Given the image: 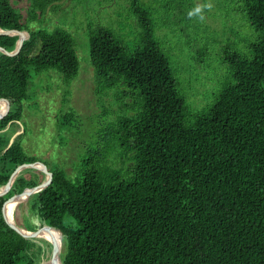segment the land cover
Returning a JSON list of instances; mask_svg holds the SVG:
<instances>
[{"label":"trees","instance_id":"obj_1","mask_svg":"<svg viewBox=\"0 0 264 264\" xmlns=\"http://www.w3.org/2000/svg\"><path fill=\"white\" fill-rule=\"evenodd\" d=\"M28 2L24 14L0 0V28L29 35L15 55L0 51V99L9 105L0 119V188L19 165L40 162L23 147L27 132L16 129L29 81L52 70L69 85L79 69L66 29L22 21L23 14L35 22L54 0ZM232 3L249 40L228 53V85L199 110L182 95L138 0L131 8L140 5L139 47L129 50L108 26L90 29L95 92L104 90L125 114L77 160L73 177L48 169L50 184L25 200H34L39 230L60 234L61 264H264V0ZM17 39L0 33V47L10 52ZM58 118L64 129L77 122L73 111ZM43 180L41 171L25 169L0 195V264L40 263L37 241H46L17 233L3 211Z\"/></svg>","mask_w":264,"mask_h":264},{"label":"rangeland","instance_id":"obj_2","mask_svg":"<svg viewBox=\"0 0 264 264\" xmlns=\"http://www.w3.org/2000/svg\"><path fill=\"white\" fill-rule=\"evenodd\" d=\"M133 1L54 0L45 13H38L33 23L29 15L24 17L22 14L23 23L33 27L66 29L73 37L79 66L77 76L69 85L52 70L33 75L29 81V100L22 104L21 124L16 129L27 132L23 147L47 169L62 167L73 177L77 160L88 156L110 123L125 114L119 104L111 103L104 90L98 94L95 92L88 33L96 25L108 26L129 50L139 47L143 29L134 13L140 5L131 8ZM189 1L196 5L193 2L192 8H188ZM10 2L24 14L29 6L28 0ZM138 2L149 10L154 38L168 57L172 74L190 108L199 110L209 105L213 97L228 85V63L225 62L228 53L244 49L249 40V27L241 22L232 0ZM209 4L210 9L206 7ZM193 7H200L201 12L189 17V13L196 9ZM60 111L75 113L77 122L71 124L72 128L64 129L58 125ZM25 200L15 208L13 219L23 229L39 231L42 224L31 210L34 200ZM39 239L46 241H37L44 249L39 262L45 263L51 258L52 246L48 240Z\"/></svg>","mask_w":264,"mask_h":264},{"label":"water","instance_id":"obj_3","mask_svg":"<svg viewBox=\"0 0 264 264\" xmlns=\"http://www.w3.org/2000/svg\"><path fill=\"white\" fill-rule=\"evenodd\" d=\"M0 33L8 35V36H18L15 48L12 51L8 52V51H6L0 47V51L2 53H4L5 55H8V56L15 55L19 51L23 41L28 39V36H29L27 31H25V30L11 31V30H3L0 28ZM0 106H2V108L0 107V119H1L7 114L8 109H9V105H8L7 101H5L4 99H0ZM14 137H15V135L12 137L9 144H11ZM25 169L39 170L44 174L45 179L40 184H38L34 187H31V188H26L20 194L11 197L5 204L4 211H3L4 218H5L6 222L8 223V225L13 230H15L17 233H19L20 235H22L23 237H26V238H42V239H44V235L46 233L54 232L56 237H57V240L54 243H51V246H52L51 258L49 261H47L45 263L41 262L39 264H61V262L59 260V256H60L61 248H62V239L60 237V234L57 231H55L53 229H44V230H39L36 232L28 231L26 229H23V228L17 226L15 224L14 219L13 220L9 219V217L7 215V209L9 206H11L13 204L15 206H17L22 201L27 199L30 195L37 193V192L43 190L44 188H46L52 180V173L47 169V167L43 163H41V162L24 163V164L19 165L11 173V175H10L7 183L5 184V186L0 188V195L6 194L9 191V189L11 188L16 177Z\"/></svg>","mask_w":264,"mask_h":264},{"label":"bare ground","instance_id":"obj_4","mask_svg":"<svg viewBox=\"0 0 264 264\" xmlns=\"http://www.w3.org/2000/svg\"><path fill=\"white\" fill-rule=\"evenodd\" d=\"M0 107L2 108V106H0ZM15 208H16V206L13 204V205L9 206L7 209V215L9 217V219H11V220H13V212H14ZM44 239L48 240L51 243H54L57 240L54 236L47 234V233L44 235Z\"/></svg>","mask_w":264,"mask_h":264},{"label":"clouds","instance_id":"obj_5","mask_svg":"<svg viewBox=\"0 0 264 264\" xmlns=\"http://www.w3.org/2000/svg\"><path fill=\"white\" fill-rule=\"evenodd\" d=\"M206 7L210 9L211 8V4L207 5ZM200 12H201V8L200 7H197L193 12H190L189 13V17H192L193 15H197Z\"/></svg>","mask_w":264,"mask_h":264}]
</instances>
